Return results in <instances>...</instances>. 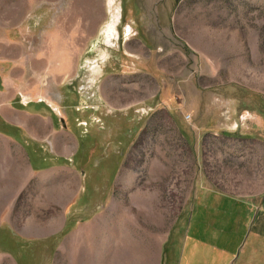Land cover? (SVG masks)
I'll use <instances>...</instances> for the list:
<instances>
[{
  "label": "rangeland",
  "instance_id": "rangeland-1",
  "mask_svg": "<svg viewBox=\"0 0 264 264\" xmlns=\"http://www.w3.org/2000/svg\"><path fill=\"white\" fill-rule=\"evenodd\" d=\"M4 109L39 117L27 128L63 154L56 181L0 204V264L96 262L114 237L115 257L159 248L201 182L251 202L241 256L264 264V0H0ZM13 126L0 124L15 138L0 144V193L26 172L21 144L41 145ZM66 167L75 193L54 197ZM150 195L165 220L131 204Z\"/></svg>",
  "mask_w": 264,
  "mask_h": 264
},
{
  "label": "crops",
  "instance_id": "crops-1",
  "mask_svg": "<svg viewBox=\"0 0 264 264\" xmlns=\"http://www.w3.org/2000/svg\"><path fill=\"white\" fill-rule=\"evenodd\" d=\"M12 113L7 109H4L3 111L1 110L0 124L5 121L10 124L13 129V125H18L25 130L27 129V131L29 130L33 134V137L35 136L34 138L36 141H38L41 145L40 147L35 146L36 148H30L26 147L28 144L26 146L21 144V147H24L23 152L26 153L27 156L26 172L22 176H3L2 180H14L18 182L15 191L11 193H9V191L6 193H0V196H2L0 198V204L5 205L13 203V194L16 192V197H18L34 179L44 178L49 181H56V172L62 168L59 167L58 162L61 160V155L63 153H61V147L57 144L54 136L52 135L51 137L50 148H47L43 145L45 144V141L41 138L39 139L35 130L30 128V125L29 129L27 128L29 123L26 124V117H23L21 121L18 122L14 117H11ZM27 115L29 117L27 121H30V119L32 121H38L40 119L39 117H34L29 113H27ZM13 129L9 130V132L6 131V134L0 133V139H2L3 142H8L0 144L12 148V144L15 139L11 134ZM24 134L21 133L22 136H24ZM29 136L31 135L29 134ZM10 139H12V141L9 144ZM6 152L10 155L9 159H11L13 163L21 162L20 158H17L16 155L10 151V149L6 150ZM66 152L68 157H70V147L69 149L66 148ZM31 158L34 159V161H32ZM24 162L25 160L23 159V163ZM46 165L48 166L46 167ZM71 169V167L65 168L66 172L64 173H66V177L64 179V183L61 182L62 184H58L50 189V191H53L50 192L52 196L55 197L58 195L59 198H66L75 193L74 189L71 187L73 177L72 172H70ZM197 188L199 190L195 194L191 205L184 209L181 214L182 216L180 220L183 221V224L179 227V229H177V236L173 239V241L171 240L172 242H169V236H171V234H161L164 239L162 240V244L159 248H153V250L151 248L143 253L134 248L124 252H119L118 256L115 257V249H117L116 245H118V243L115 244L117 239L115 240L114 237L111 239L110 243L104 247L103 245H106V239H108V237H105V240L102 243L103 248L101 250V255L99 257L101 260H97L96 262H78L76 258V250L71 264H164V255L167 250L170 258L166 264H248L247 259H245L247 257L241 256V254L245 252L244 246L247 243L248 227L251 226L253 220V207L251 202L247 198L233 196L232 193L224 192L221 189L212 188L207 190L203 182H201V186ZM91 199L88 201L89 204H87V209H89V206L93 207ZM151 200V195L145 196L144 199L142 197L139 201L138 198H133V200H131V204L143 205V202L145 204L146 202H150L154 205V208L152 209L154 215H152L153 217L149 218V220L155 221V223L157 220H165V217L163 216L162 218L158 217L157 205H155V203ZM92 211L93 210L90 212ZM104 212L105 211L96 213L98 217H100L99 213L103 214ZM106 213L108 212L106 211ZM87 215L89 216V214ZM104 220L106 219L102 218V222H104ZM170 220H173V218ZM179 235H181V238ZM178 236L180 239H178ZM234 236H237V239L235 243L231 244ZM111 243L112 248L110 247ZM86 249L87 248H84L83 250ZM89 256L91 255L86 257L88 258Z\"/></svg>",
  "mask_w": 264,
  "mask_h": 264
},
{
  "label": "bare ground",
  "instance_id": "bare-ground-1",
  "mask_svg": "<svg viewBox=\"0 0 264 264\" xmlns=\"http://www.w3.org/2000/svg\"><path fill=\"white\" fill-rule=\"evenodd\" d=\"M113 27H110L107 31V39L110 40L111 34L113 33Z\"/></svg>",
  "mask_w": 264,
  "mask_h": 264
}]
</instances>
